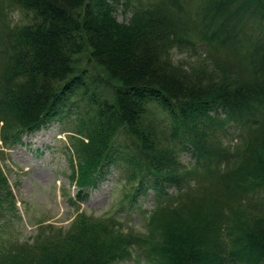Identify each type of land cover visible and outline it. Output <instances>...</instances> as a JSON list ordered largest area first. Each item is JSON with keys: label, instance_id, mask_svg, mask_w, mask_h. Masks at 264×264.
Here are the masks:
<instances>
[{"label": "trees", "instance_id": "1", "mask_svg": "<svg viewBox=\"0 0 264 264\" xmlns=\"http://www.w3.org/2000/svg\"><path fill=\"white\" fill-rule=\"evenodd\" d=\"M142 1L0 0L2 146L59 123L68 200L112 167L142 224L79 211L5 242L19 215L0 150V264L24 247L29 264H264V0ZM183 48L202 62L176 64Z\"/></svg>", "mask_w": 264, "mask_h": 264}, {"label": "rangeland", "instance_id": "2", "mask_svg": "<svg viewBox=\"0 0 264 264\" xmlns=\"http://www.w3.org/2000/svg\"><path fill=\"white\" fill-rule=\"evenodd\" d=\"M142 1V0H138ZM143 0L142 2H146ZM127 19L128 15L119 14L118 20ZM191 48L204 51L202 46ZM191 48L173 50L174 62L200 63L201 57ZM190 49L191 52H188ZM229 129V128H228ZM236 135V132L233 136ZM139 139V138H138ZM66 134L61 132V126L52 122L37 132H32L23 137L22 144L7 150V158L1 161L3 170L10 184V189L15 197L17 215L19 219H13L12 224L3 233L5 242L29 240L37 231L38 223H53L56 226L67 228L75 214L83 210L94 216L103 215L106 212L116 214L125 219L126 227H139L141 224L137 204L124 202L125 210H117L123 189L115 181V171H110L99 180L95 186L87 189V199L81 203L80 209L71 205L64 193L75 194V189L69 184V167L67 154L64 151ZM2 149V147H1ZM183 161L189 160L188 156L182 155ZM142 208H149L152 199L151 194L140 198ZM256 217V216H255ZM262 222L264 218L258 216ZM4 219L0 220L2 223ZM138 224V225H137ZM31 243V242H30ZM29 243V244H30ZM31 248L24 247L19 250L17 264H29L28 258L32 254ZM34 259V258H33ZM35 263L39 261L34 260ZM34 262L32 264H34ZM116 264H135L132 260L120 261Z\"/></svg>", "mask_w": 264, "mask_h": 264}]
</instances>
